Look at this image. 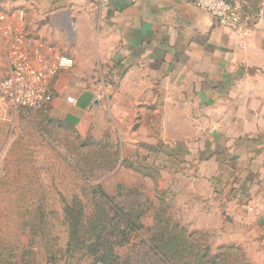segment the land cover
Returning <instances> with one entry per match:
<instances>
[{
    "label": "crops",
    "instance_id": "0c3cea01",
    "mask_svg": "<svg viewBox=\"0 0 264 264\" xmlns=\"http://www.w3.org/2000/svg\"><path fill=\"white\" fill-rule=\"evenodd\" d=\"M194 1L28 0V13L21 0L10 3L25 10L42 53L66 64L58 72L77 65L75 104L104 98L155 117L156 148L171 147L173 164L196 166L225 204L251 209L264 227V0L235 3L243 36ZM78 63H93L97 88ZM63 83L59 74L51 94Z\"/></svg>",
    "mask_w": 264,
    "mask_h": 264
},
{
    "label": "rangeland",
    "instance_id": "374dc122",
    "mask_svg": "<svg viewBox=\"0 0 264 264\" xmlns=\"http://www.w3.org/2000/svg\"><path fill=\"white\" fill-rule=\"evenodd\" d=\"M11 1L0 0V79L10 71L11 47L1 31L13 10L29 9L28 0L16 8ZM92 64L78 63V70L94 81L86 83L88 88H97ZM76 66L57 72L51 88L59 74L67 85L51 89L53 99L43 109L0 104V264H47L50 246L56 247L57 264H90L89 257L69 258L63 252L65 206L76 199L88 218L95 206L92 188L112 198L119 186L138 193L145 208L139 233L116 249L120 258L139 239L165 241L173 231L177 239L197 246L208 264H264V227L251 222V209L239 212L225 204L224 193L198 177L196 166L173 164L177 154L171 147L156 148L155 117L141 116L131 103L125 109L122 101L112 107L104 98L96 107L89 99L79 105L68 102L83 86Z\"/></svg>",
    "mask_w": 264,
    "mask_h": 264
},
{
    "label": "trees",
    "instance_id": "16d2710c",
    "mask_svg": "<svg viewBox=\"0 0 264 264\" xmlns=\"http://www.w3.org/2000/svg\"><path fill=\"white\" fill-rule=\"evenodd\" d=\"M79 172L85 175L84 170ZM91 192L95 206L88 218L81 202L76 199L73 200L75 205L65 206L68 239L63 252L67 257L81 254L92 259L90 264H208L206 257L195 251L197 246L188 240L177 239L173 231L169 232L171 236L165 241L139 239L132 245V250L120 258L116 249L130 244L141 229L139 218L145 208L140 195L127 192L120 186L112 198L100 187L92 188ZM30 230L39 233L34 227H30ZM55 248L50 246L52 257L46 260L47 264H57Z\"/></svg>",
    "mask_w": 264,
    "mask_h": 264
},
{
    "label": "built area",
    "instance_id": "2783aa9c",
    "mask_svg": "<svg viewBox=\"0 0 264 264\" xmlns=\"http://www.w3.org/2000/svg\"><path fill=\"white\" fill-rule=\"evenodd\" d=\"M99 1L107 5L111 0ZM237 1L239 0H196L192 6L208 15L218 25L243 36L242 18L235 7ZM1 34L11 40V47L10 71L0 80V104L4 103L16 109H43L52 101L49 89L51 79L66 64L58 59L51 60L42 53V44L26 31V13L22 8H16L9 14ZM68 102L75 103L71 98Z\"/></svg>",
    "mask_w": 264,
    "mask_h": 264
}]
</instances>
